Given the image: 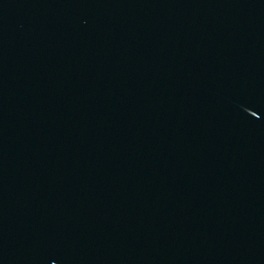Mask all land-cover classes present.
<instances>
[{
    "label": "water",
    "instance_id": "obj_1",
    "mask_svg": "<svg viewBox=\"0 0 264 264\" xmlns=\"http://www.w3.org/2000/svg\"><path fill=\"white\" fill-rule=\"evenodd\" d=\"M0 264H264V0H0Z\"/></svg>",
    "mask_w": 264,
    "mask_h": 264
}]
</instances>
